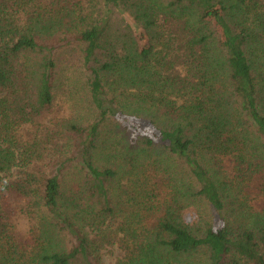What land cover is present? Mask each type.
Here are the masks:
<instances>
[{"label": "trees", "instance_id": "obj_1", "mask_svg": "<svg viewBox=\"0 0 264 264\" xmlns=\"http://www.w3.org/2000/svg\"><path fill=\"white\" fill-rule=\"evenodd\" d=\"M115 251L264 264V0H0V264Z\"/></svg>", "mask_w": 264, "mask_h": 264}, {"label": "rangeland", "instance_id": "obj_2", "mask_svg": "<svg viewBox=\"0 0 264 264\" xmlns=\"http://www.w3.org/2000/svg\"><path fill=\"white\" fill-rule=\"evenodd\" d=\"M70 66H72L70 64ZM77 70L76 72H78ZM83 75V74H82ZM76 79L82 80V77L78 75L77 73L75 74ZM65 90H71L70 94L65 93V92H59V97L58 101L60 104L59 107V112L60 115L68 117V118H76L78 121H94L96 120L95 118V112L94 110L91 109L88 98L85 94V90L81 84H72V79H66ZM34 129L32 127H29L25 131V136L30 137L33 135ZM105 155L104 157H106ZM102 163H106L104 160ZM20 169H16L15 172L19 171ZM49 170H52V166L49 167ZM121 176L119 179L122 181L121 183H124L125 179H122V173L120 174ZM259 205V202L257 203ZM14 223V229L15 232L18 235H21L23 237H26L30 232H31V227L33 226V222L26 217V215L23 214H18L17 216L14 217L13 219ZM117 254H120V251H115V252H107L105 256V264H115V256Z\"/></svg>", "mask_w": 264, "mask_h": 264}]
</instances>
